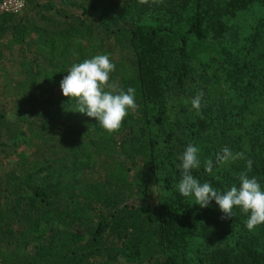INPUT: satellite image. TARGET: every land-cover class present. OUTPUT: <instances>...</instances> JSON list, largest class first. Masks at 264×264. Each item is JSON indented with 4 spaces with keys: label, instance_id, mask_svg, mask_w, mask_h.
I'll use <instances>...</instances> for the list:
<instances>
[{
    "label": "trees",
    "instance_id": "trees-1",
    "mask_svg": "<svg viewBox=\"0 0 264 264\" xmlns=\"http://www.w3.org/2000/svg\"><path fill=\"white\" fill-rule=\"evenodd\" d=\"M62 1L73 9L24 0L23 10L0 13V74L8 66L20 73L0 104L1 264H106L118 255L264 264V223L250 232L239 209L222 220L215 201L201 208L174 187L178 157L192 144L201 183L239 186L250 159L248 175L264 189V0ZM254 4L262 10L254 30L231 48L219 45ZM144 13L155 23L143 22ZM97 54L110 55L120 88L136 90L138 108L111 135L59 87L74 63ZM198 80L226 82L199 115L191 105ZM224 146L245 159L217 165ZM9 155L14 164L4 168ZM44 223L59 228L43 234ZM193 230L216 242L205 256L189 254ZM43 236L32 252L9 249Z\"/></svg>",
    "mask_w": 264,
    "mask_h": 264
},
{
    "label": "clouds",
    "instance_id": "clouds-1",
    "mask_svg": "<svg viewBox=\"0 0 264 264\" xmlns=\"http://www.w3.org/2000/svg\"><path fill=\"white\" fill-rule=\"evenodd\" d=\"M139 3L146 4L148 0H139ZM115 70L116 64L109 54H97L81 63H74L59 84L63 96L76 102V111L94 118L109 135L119 131L128 113L138 108L135 88L129 86L125 90L111 81V73ZM201 99L202 93H198L191 100L192 108L196 109L198 115ZM198 152L196 146L188 144L178 157L180 179L174 187L179 195L194 198V204L201 208L215 201L222 213V220L233 218L234 209H239L246 217L245 227L250 232L264 223V189L255 176L250 178L248 175L252 161L247 160V170L237 174L239 186L233 184L221 191L207 181L201 183L193 176V170L201 166ZM240 159H245L244 154L234 153L228 146L215 154V162L221 166ZM204 168L206 172H212V159L204 162Z\"/></svg>",
    "mask_w": 264,
    "mask_h": 264
},
{
    "label": "rangeland",
    "instance_id": "rangeland-1",
    "mask_svg": "<svg viewBox=\"0 0 264 264\" xmlns=\"http://www.w3.org/2000/svg\"><path fill=\"white\" fill-rule=\"evenodd\" d=\"M43 1V0H41ZM53 2L63 10H69L73 9L72 6L69 4L64 3L62 0H53ZM23 10V9H22ZM262 15V10L257 4H254L250 6L249 8L240 11L236 17L233 20V29L227 32V34L222 37V41L219 45L231 48L232 45H235L238 42H241L242 37L244 38V35L248 33L249 31L254 30V23L258 19V17ZM141 20L143 22H150L155 23V20H153L151 17L148 16L147 13H144L142 15ZM215 43V42H214ZM216 44V43H215ZM233 47V46H232ZM12 66H8L6 68H1V74H0V104L10 101L11 96L13 95V83L16 80V78L19 77L18 72H16V68L11 70ZM204 78V77H203ZM202 79V77H201ZM111 81L114 82L118 87H120V82L118 80L117 76H113L111 78ZM237 85H235L237 88H243L241 86L243 84V79H238L236 82ZM245 84V82H244ZM195 92L192 94V99L198 94L202 93V99L201 104L211 103L214 98H217L219 94L222 91H226V82L221 80L218 82L212 83V81L203 82L201 80H198V82L194 85ZM44 89L47 90V93L50 94L53 91V88L48 87L47 85L44 86ZM258 88L256 86L255 91H257ZM244 93V92H243ZM78 118H70V122H76ZM70 125H73V123H70ZM27 149V148H26ZM9 157V158H8ZM15 157L13 156H7L5 157V165L4 168H9L13 166ZM135 176V177H134ZM137 175H133L132 178L136 180ZM59 228V225L56 223H44L41 225V232L43 234L49 233L51 231H55ZM234 229L237 228L235 225L233 227ZM45 236V235H44ZM40 237L38 239L30 238L27 243H21L17 245V243L11 242L8 246L10 250H14L15 252L21 254L26 252H32L33 251V245L41 243L44 241L45 237ZM216 244L214 240L211 241H204L201 236L198 233V230H193L189 237V254L191 256H205V252L213 247ZM1 257V256H0ZM155 257L151 259H143L140 261H133L129 260L126 257L122 255H118L114 260L107 262L106 264H155ZM1 264V259H0Z\"/></svg>",
    "mask_w": 264,
    "mask_h": 264
},
{
    "label": "built area",
    "instance_id": "built-area-1",
    "mask_svg": "<svg viewBox=\"0 0 264 264\" xmlns=\"http://www.w3.org/2000/svg\"><path fill=\"white\" fill-rule=\"evenodd\" d=\"M24 6V0H0V13L18 12Z\"/></svg>",
    "mask_w": 264,
    "mask_h": 264
}]
</instances>
